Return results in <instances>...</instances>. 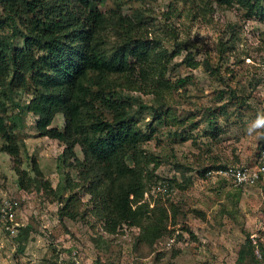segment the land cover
I'll return each mask as SVG.
<instances>
[{
    "label": "rangeland",
    "instance_id": "obj_1",
    "mask_svg": "<svg viewBox=\"0 0 264 264\" xmlns=\"http://www.w3.org/2000/svg\"><path fill=\"white\" fill-rule=\"evenodd\" d=\"M97 8L116 28L117 19L140 13L144 40L167 53L165 87L149 83L152 93L118 89L142 130L154 129L141 146L152 160L146 169L153 175L138 203L144 212L138 224L107 232L102 217L92 212L99 198L86 190L74 160L63 163L64 147L41 137L39 117L21 111L32 99L31 90L5 89L0 116L18 155L0 151V195L13 198L17 208L15 232L0 222V264H240L248 241L253 253L242 264H264L259 251V245L264 248V180L237 187L203 175L216 165L251 164L264 147V137L245 131L264 113L259 11L216 0H106ZM111 26L109 51L118 38ZM10 29L6 25L0 36H9ZM15 43L21 46L19 38ZM51 127L63 129L61 113ZM3 145L7 141L0 133V149ZM75 153L83 159L78 146ZM33 163L40 185L30 181ZM167 181L173 184L169 196L157 194L156 184ZM69 196L73 201L65 202ZM155 226L160 234L152 239Z\"/></svg>",
    "mask_w": 264,
    "mask_h": 264
},
{
    "label": "trees",
    "instance_id": "obj_2",
    "mask_svg": "<svg viewBox=\"0 0 264 264\" xmlns=\"http://www.w3.org/2000/svg\"><path fill=\"white\" fill-rule=\"evenodd\" d=\"M103 1L0 0V30L6 25L11 28L9 36H0V95L5 96V89L31 90L32 99L21 111L39 117L36 127L41 137L57 140L64 147L60 155L63 163L74 160L79 177L87 181L86 190L99 198L92 212H97L105 230L114 234L123 225L138 224L145 206L138 203L153 176L146 169L151 159L141 146L152 137L154 129L150 133L142 130L118 89L152 93L149 83L165 87L168 61L163 49L157 50L144 40L140 13L117 19L119 31L110 16L97 8ZM216 1L224 5L238 3L250 13L258 10L256 14L264 21V0ZM110 25L118 31V38L109 51L105 44ZM17 38L21 46L15 43ZM139 107L146 108L142 104ZM57 113L64 117L62 130L51 127ZM0 133L7 141L0 151L17 156L18 149L2 116ZM77 146L82 160L76 156ZM223 166L208 167L203 175ZM32 170L35 175L30 181L40 185L35 163ZM23 182L21 178V187ZM167 184L173 188L172 181ZM69 198L72 200L69 196L65 202ZM134 204L138 205L135 209ZM28 229L22 228L25 236ZM156 230L155 226L150 238L159 236ZM259 251L264 257L263 246L259 245ZM247 253H253L250 241L239 253L240 264Z\"/></svg>",
    "mask_w": 264,
    "mask_h": 264
},
{
    "label": "built area",
    "instance_id": "obj_3",
    "mask_svg": "<svg viewBox=\"0 0 264 264\" xmlns=\"http://www.w3.org/2000/svg\"><path fill=\"white\" fill-rule=\"evenodd\" d=\"M207 177H215L225 180L237 187H250L264 180V149L261 150L255 162L245 166L226 165L217 169H211L205 173ZM172 190L167 183H158L155 192L163 196H169ZM17 202L11 197L0 195V222L11 232H15V225L12 223L16 215Z\"/></svg>",
    "mask_w": 264,
    "mask_h": 264
},
{
    "label": "clouds",
    "instance_id": "obj_4",
    "mask_svg": "<svg viewBox=\"0 0 264 264\" xmlns=\"http://www.w3.org/2000/svg\"><path fill=\"white\" fill-rule=\"evenodd\" d=\"M245 131L248 135L255 134L264 137V113L259 114L254 121L250 122Z\"/></svg>",
    "mask_w": 264,
    "mask_h": 264
}]
</instances>
